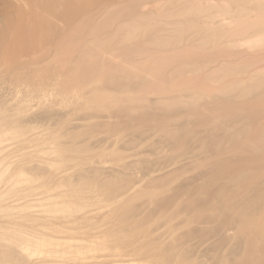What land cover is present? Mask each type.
Listing matches in <instances>:
<instances>
[{
    "label": "rangeland",
    "instance_id": "374dc122",
    "mask_svg": "<svg viewBox=\"0 0 264 264\" xmlns=\"http://www.w3.org/2000/svg\"><path fill=\"white\" fill-rule=\"evenodd\" d=\"M39 239L66 256L11 244ZM11 245L19 264H264V0H0Z\"/></svg>",
    "mask_w": 264,
    "mask_h": 264
},
{
    "label": "bare ground",
    "instance_id": "6f19581e",
    "mask_svg": "<svg viewBox=\"0 0 264 264\" xmlns=\"http://www.w3.org/2000/svg\"><path fill=\"white\" fill-rule=\"evenodd\" d=\"M98 111L99 110H97V112H95V113H91L89 115L82 117V120L87 121L88 128H91L93 126L98 125V123L94 124L92 122V120L94 121V119L113 116L112 113H108L107 115H104L102 113H98ZM54 173H55V171H54ZM18 176H20L21 179H24L23 174H19ZM80 177L88 178L87 172L82 171V173H80ZM26 180H28V179H26ZM70 182H71L70 178H63V180L54 181V183H52V185L56 186V188H58V190L60 189V191L67 190V192L69 193V196L68 195L66 196L68 199L67 201L69 202V204H68L69 206H67L65 211L70 215L80 214L79 215V221L84 222V223L88 222L93 218L94 213L92 211H87L84 207H79L78 205L80 203L77 201L78 200L80 201V199H78L77 201H75V199L73 200V198L75 196H80V193H83V190H84L83 187L86 186L87 183L86 184L81 183L80 187H82L83 190L81 192H79L80 188L73 187ZM85 189H88V188H85ZM76 199H77V197H76ZM93 201L95 204L96 203L95 200H93ZM87 202L88 201H85L83 204H87ZM90 203H92V202H90ZM94 204H91V205H94ZM82 205H80V206H82ZM87 206L90 207V205H87ZM131 211H133V210H131ZM128 216H130V214ZM125 217H127V216H125ZM14 242H15V244L14 243H11V244L15 247L18 246L22 250V252L27 256V260L29 258L31 259L33 256H40L42 258H51V256H55V257H65L66 256V253L65 254L60 253V250H56V249L52 250L50 248H47L46 244L50 245V243H47L46 241H44V239L36 240L34 243V246L28 245V242H22L20 240H16ZM12 245H11V247L0 246V259L5 260L6 262H9L11 264H19V262L17 260H15L18 257L15 254V252L17 250L14 249L12 247ZM171 254H173V253H171ZM72 257H73V259L79 260V261H86L88 259L85 256H81V257L80 256H72ZM166 258L169 259V257L166 256V254L162 255L161 258L160 257L156 258V256H152V259H155L156 261H158L160 259V262L162 261V263L168 260Z\"/></svg>",
    "mask_w": 264,
    "mask_h": 264
}]
</instances>
